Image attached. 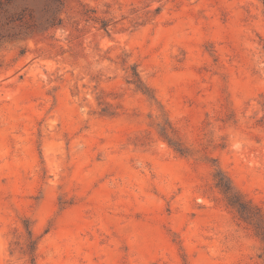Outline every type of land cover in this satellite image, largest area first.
Instances as JSON below:
<instances>
[{
  "label": "rangeland",
  "instance_id": "374dc122",
  "mask_svg": "<svg viewBox=\"0 0 264 264\" xmlns=\"http://www.w3.org/2000/svg\"><path fill=\"white\" fill-rule=\"evenodd\" d=\"M32 245L264 264L262 0H0V264Z\"/></svg>",
  "mask_w": 264,
  "mask_h": 264
},
{
  "label": "trees",
  "instance_id": "16d2710c",
  "mask_svg": "<svg viewBox=\"0 0 264 264\" xmlns=\"http://www.w3.org/2000/svg\"><path fill=\"white\" fill-rule=\"evenodd\" d=\"M263 5H264V0H262ZM132 79L130 80V82L132 84H134L138 90L142 91L144 94L148 95V90L147 88H145V86H143L140 78L138 77L136 72H133L132 74ZM218 185L222 188V190H224V193L228 199V201L230 202L231 205L235 206L236 208H238L239 213L242 215V207L243 205H245V202L243 201L242 197L235 192V190L232 188L231 184L227 183V184H222V182H219ZM28 235H31L30 230L27 229ZM32 248V252H31V264H35V257L33 255V245L31 246ZM261 257L263 258L264 261V252L261 254Z\"/></svg>",
  "mask_w": 264,
  "mask_h": 264
}]
</instances>
